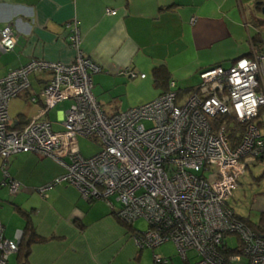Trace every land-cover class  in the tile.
Masks as SVG:
<instances>
[{
    "label": "built area",
    "instance_id": "obj_1",
    "mask_svg": "<svg viewBox=\"0 0 264 264\" xmlns=\"http://www.w3.org/2000/svg\"><path fill=\"white\" fill-rule=\"evenodd\" d=\"M67 28L76 51L72 63L32 60L0 78V169L9 193L16 194L20 184L7 173L8 159L32 153L62 169L38 189L41 195L58 185L72 186L90 203L102 200L113 207L114 197L117 216L126 224L145 220L146 231L133 234L139 249L172 242L184 258L195 253L193 264H264V237L241 222L234 207L240 181L264 150L257 123L264 107V54L239 59L227 69L201 71L188 96H181L171 80L154 100L109 115L92 92V76L100 67L83 53L77 25ZM16 42L13 29L4 28L0 51H12ZM35 74L49 79L37 95L29 96ZM126 75L145 78L133 71ZM27 95L36 113L20 123L10 117L9 107ZM64 101L71 106L57 123L51 122L50 111ZM221 115L245 128L236 147L225 126L214 125ZM55 124L61 130H53ZM79 138L94 142L99 151L85 158ZM233 240L236 252L230 253L227 245ZM19 242V236L7 239L0 223V264H10ZM154 263L169 262L154 255Z\"/></svg>",
    "mask_w": 264,
    "mask_h": 264
},
{
    "label": "crops",
    "instance_id": "obj_2",
    "mask_svg": "<svg viewBox=\"0 0 264 264\" xmlns=\"http://www.w3.org/2000/svg\"><path fill=\"white\" fill-rule=\"evenodd\" d=\"M108 10L116 15H108ZM73 24L80 31L83 53L100 67L92 76V92L109 115L162 94L154 86L153 71L158 67L167 70L185 97L198 85L201 71L227 69L264 51V0H0V34L11 27L17 36L12 51H0V78L32 60L72 63L76 51L68 42L67 26ZM127 71L145 78L130 79ZM48 79L47 74L32 75L29 96L37 95ZM261 82L264 87V61ZM18 100L28 110L18 111L12 119L26 121L36 106L28 95L13 101ZM63 116L64 112L53 122ZM257 121L264 140V107ZM7 173L20 189L12 202L6 198L9 191L0 169L5 237L21 240L29 224L47 239L31 246L29 264H155L154 255L168 264L195 260L190 253L187 258L179 255L172 242L139 249L133 238L138 231L135 222L121 221L111 200L113 207L102 200L90 203L66 185L41 195L38 189L62 174L48 159L32 153L15 155L8 159Z\"/></svg>",
    "mask_w": 264,
    "mask_h": 264
},
{
    "label": "rangeland",
    "instance_id": "obj_3",
    "mask_svg": "<svg viewBox=\"0 0 264 264\" xmlns=\"http://www.w3.org/2000/svg\"><path fill=\"white\" fill-rule=\"evenodd\" d=\"M195 21V18H192L191 23L194 24ZM70 106L71 101H64L58 104L49 113L50 121H56L59 114L65 112ZM9 110L10 116L12 118L17 115L18 111L26 112L28 110V106L23 104V101L21 100L13 101L10 103ZM145 124L148 125V123ZM60 129L61 128L58 125L53 126V130ZM78 141L81 154L85 158L93 156L99 151V146H97V144L92 141L86 140L84 138H79ZM250 169L252 175L247 172L245 178L240 181L241 184L239 188L235 191L237 204L234 207L241 218L249 219L255 225H259L261 223L264 224V166L255 165ZM256 179H260L258 184H256ZM5 195L6 198L12 202L16 194H10L9 192H6ZM110 200L114 202L115 207L119 209V203L115 201V198L111 197ZM133 226L140 232L146 231L148 227L145 220H138L133 224ZM233 242L236 243L235 240ZM189 253L192 255V257L195 256L196 260L195 253L193 251H190ZM9 263L16 264L15 257H11Z\"/></svg>",
    "mask_w": 264,
    "mask_h": 264
},
{
    "label": "trees",
    "instance_id": "obj_4",
    "mask_svg": "<svg viewBox=\"0 0 264 264\" xmlns=\"http://www.w3.org/2000/svg\"><path fill=\"white\" fill-rule=\"evenodd\" d=\"M264 54V51L260 52L258 55ZM257 55V56H258ZM153 77H154V86L156 89H161L164 92L168 90L169 82L171 81V78L167 72V70L164 67H158L153 71ZM200 82V80H199ZM180 93V91H178ZM181 94V93H180ZM261 109H259V114L261 113ZM20 123L25 122L23 120L18 119ZM214 125L216 127H219L221 125L225 126L227 137L229 139V142L232 147H236L239 143L241 136L244 132V126L239 125L235 120L232 119L231 116H225L221 115L213 119ZM258 123V121H257ZM259 126V124H258ZM264 164V150L263 153L260 155L259 158H257V164L256 165H262ZM260 179H256V184L259 183ZM241 222H243L252 232H254L258 236L264 237V224L255 225L253 224L249 219L246 218H238ZM140 232V231H137ZM23 237L19 242L18 250L16 253V264H29L28 258L31 251V246L34 244H40L47 242V239H42L40 236L37 235L34 228H31L29 224L27 225L25 232L23 233ZM234 241V240H233ZM228 242V251L230 253L236 252V247L233 246L234 242ZM237 240H235L236 242Z\"/></svg>",
    "mask_w": 264,
    "mask_h": 264
}]
</instances>
